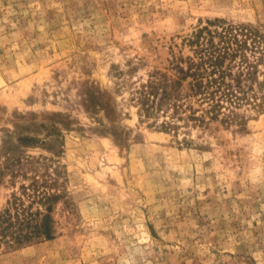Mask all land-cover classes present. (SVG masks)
I'll use <instances>...</instances> for the list:
<instances>
[{
  "label": "rangeland",
  "instance_id": "1",
  "mask_svg": "<svg viewBox=\"0 0 264 264\" xmlns=\"http://www.w3.org/2000/svg\"><path fill=\"white\" fill-rule=\"evenodd\" d=\"M217 19L260 35L248 97L146 113ZM3 215L0 264H264V0H0Z\"/></svg>",
  "mask_w": 264,
  "mask_h": 264
},
{
  "label": "trees",
  "instance_id": "2",
  "mask_svg": "<svg viewBox=\"0 0 264 264\" xmlns=\"http://www.w3.org/2000/svg\"><path fill=\"white\" fill-rule=\"evenodd\" d=\"M216 23H220L219 30L211 31L205 26L189 40L193 45V55L181 58L175 64L177 76L169 77L158 72L142 86L138 100L146 113L161 110L166 106L171 107L174 113L188 112V119L202 121L205 115L215 119L225 107L224 103L229 106L238 105L239 100L248 97L247 90L250 85H247L245 80L252 65L244 50L248 46V38H251L249 36L255 38L260 35L245 29L244 26L224 25L223 20L219 19L209 24ZM204 31L206 36L202 37ZM235 66L237 71L233 72ZM194 103L205 104L206 107L200 109L201 113L197 114L199 109L193 107ZM163 127L166 129L167 123H164ZM16 218V221L12 222L9 215H3L0 222L1 233H8L15 224L21 229L23 223L18 216ZM13 232L10 233L15 244L27 238L21 233L12 235Z\"/></svg>",
  "mask_w": 264,
  "mask_h": 264
}]
</instances>
